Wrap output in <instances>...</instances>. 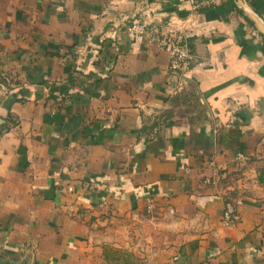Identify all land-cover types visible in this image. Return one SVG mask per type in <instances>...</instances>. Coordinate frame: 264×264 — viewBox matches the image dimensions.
<instances>
[{"label": "crops", "instance_id": "crops-1", "mask_svg": "<svg viewBox=\"0 0 264 264\" xmlns=\"http://www.w3.org/2000/svg\"><path fill=\"white\" fill-rule=\"evenodd\" d=\"M0 132V264H264V0H0Z\"/></svg>", "mask_w": 264, "mask_h": 264}, {"label": "built area", "instance_id": "built-area-1", "mask_svg": "<svg viewBox=\"0 0 264 264\" xmlns=\"http://www.w3.org/2000/svg\"><path fill=\"white\" fill-rule=\"evenodd\" d=\"M127 31L142 37L165 51L170 72L181 76L188 68L191 46L184 28L175 26L172 22L165 25L159 22L133 20L127 25ZM234 210L233 204L227 203L225 205L223 211L225 222L232 220Z\"/></svg>", "mask_w": 264, "mask_h": 264}, {"label": "water", "instance_id": "water-1", "mask_svg": "<svg viewBox=\"0 0 264 264\" xmlns=\"http://www.w3.org/2000/svg\"><path fill=\"white\" fill-rule=\"evenodd\" d=\"M20 264H23L22 262Z\"/></svg>", "mask_w": 264, "mask_h": 264}, {"label": "trees", "instance_id": "trees-1", "mask_svg": "<svg viewBox=\"0 0 264 264\" xmlns=\"http://www.w3.org/2000/svg\"><path fill=\"white\" fill-rule=\"evenodd\" d=\"M0 134H1V132H0Z\"/></svg>", "mask_w": 264, "mask_h": 264}]
</instances>
